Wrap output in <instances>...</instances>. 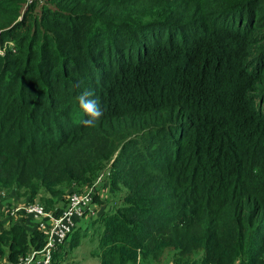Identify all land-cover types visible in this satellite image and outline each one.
<instances>
[{
    "label": "trees",
    "instance_id": "16d2710c",
    "mask_svg": "<svg viewBox=\"0 0 264 264\" xmlns=\"http://www.w3.org/2000/svg\"><path fill=\"white\" fill-rule=\"evenodd\" d=\"M99 175V264H264V0H0V192L57 216Z\"/></svg>",
    "mask_w": 264,
    "mask_h": 264
},
{
    "label": "built area",
    "instance_id": "2783aa9c",
    "mask_svg": "<svg viewBox=\"0 0 264 264\" xmlns=\"http://www.w3.org/2000/svg\"><path fill=\"white\" fill-rule=\"evenodd\" d=\"M101 177L102 175H99L93 186L82 193L71 194L62 212L57 216L38 202H27L25 205L9 209L7 211L9 219L13 218L15 213L18 216L26 215L35 219L37 229L45 233V243L41 249L32 250L18 261H8L5 264H28L29 258H31V264H50L55 251L66 242L72 231L76 229L78 220L84 218L85 214L91 216L95 214L93 195Z\"/></svg>",
    "mask_w": 264,
    "mask_h": 264
},
{
    "label": "rangeland",
    "instance_id": "374dc122",
    "mask_svg": "<svg viewBox=\"0 0 264 264\" xmlns=\"http://www.w3.org/2000/svg\"><path fill=\"white\" fill-rule=\"evenodd\" d=\"M102 177V179L104 180V176ZM73 193L75 192L66 191L65 195H63V197L61 196L62 200H59L56 205L62 207L63 209V207L68 202L70 195ZM106 196L107 195H105L104 197ZM109 201H112V204H114L115 202L113 199H111V196ZM27 202L28 201L26 200L25 196H20L16 194L13 195L10 192H0V231L12 225V223H14L16 221V218L18 217V214L16 215L15 213L13 215V218H7V211H9V209H11L12 207L14 208L25 205ZM35 202H38L39 204L43 205V203L39 201V199L35 200ZM94 205L98 207V205L100 204H98L96 201ZM26 217V215H23V220H25ZM84 224H86L87 228L86 226H80L78 229H76L75 240L77 241L76 244L73 245V247H70L71 244H69V241L71 237H69L67 238L66 242L58 248L59 251L62 250L63 252L62 257L58 260V264H99L100 256L99 250L97 249L98 232L94 231V228L96 226H93L91 219L88 216H86ZM170 257V253L164 254L163 257H161V259L159 260V262L155 264H173L168 261L170 260ZM6 262H8V260H6L5 257L0 258V264H5Z\"/></svg>",
    "mask_w": 264,
    "mask_h": 264
},
{
    "label": "clouds",
    "instance_id": "9594fccd",
    "mask_svg": "<svg viewBox=\"0 0 264 264\" xmlns=\"http://www.w3.org/2000/svg\"><path fill=\"white\" fill-rule=\"evenodd\" d=\"M93 93L89 90H84L78 97L80 107L84 110L86 115L89 117L83 123L87 127L95 126V123L102 117L103 109L100 107L97 100L91 99ZM139 259V253L137 256ZM28 264H31V258H29Z\"/></svg>",
    "mask_w": 264,
    "mask_h": 264
},
{
    "label": "crops",
    "instance_id": "0c3cea01",
    "mask_svg": "<svg viewBox=\"0 0 264 264\" xmlns=\"http://www.w3.org/2000/svg\"><path fill=\"white\" fill-rule=\"evenodd\" d=\"M104 196L106 195V190H104ZM95 214L93 215V216H91L90 218H91V221L92 220H94V219H96V216H97V210H98V207L97 206H95ZM21 218H23V216L21 215V216H18L17 218H16V221L15 222H17V221H19ZM85 218L86 217H84V218H82L80 221L78 220V224H77V227H76V229H78L80 226H86V224H84V222H85ZM29 219V220H28ZM89 220V219H88ZM25 221H26V224L29 226V228H36L37 229V226H36V220L35 219H33V218H30V217H26V219H25ZM86 228H87V226H86ZM70 240H71V238H70ZM70 242V241H69ZM7 260V259H6Z\"/></svg>",
    "mask_w": 264,
    "mask_h": 264
}]
</instances>
